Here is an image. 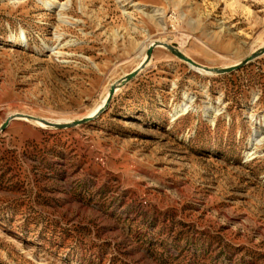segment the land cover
I'll list each match as a JSON object with an SVG mask.
<instances>
[{"label":"rangeland","instance_id":"obj_1","mask_svg":"<svg viewBox=\"0 0 264 264\" xmlns=\"http://www.w3.org/2000/svg\"><path fill=\"white\" fill-rule=\"evenodd\" d=\"M153 40L233 65L264 0H0V125L90 115ZM0 264H264V53L218 74L157 45L92 121L11 120Z\"/></svg>","mask_w":264,"mask_h":264},{"label":"water","instance_id":"obj_2","mask_svg":"<svg viewBox=\"0 0 264 264\" xmlns=\"http://www.w3.org/2000/svg\"><path fill=\"white\" fill-rule=\"evenodd\" d=\"M157 45H159V46L162 45V46L166 47L168 50H170L178 58L182 59L183 61L187 62L188 64H190L193 67L202 68L205 72H208V73H218V74L232 72L234 70H237V69L241 68L242 66H244L245 64H247L248 62H250L251 60H253L254 58H256V57H258L264 53V47H263V48H260L259 50L255 51L251 55L247 56L246 58L242 59L241 61H239L238 63H235L233 65L226 66V67H220V68H209V67H204V66L198 65L195 61H193L191 58L186 56L182 51H180L176 47L169 45L165 42L156 41L153 44L148 46V48L146 50L145 59L139 64L138 67H136L131 72L126 73L118 81L111 84V86L108 90V94H107L105 102L103 103L102 107H100L93 115H87V116H84L80 119L71 120V121L52 122V121L46 120L44 118L35 117V116L25 114V113H14V114L7 116L6 119L4 120V122L0 125V132L5 130V128L10 123V121L13 119L30 120V121H33L37 124H44V126H46V127L58 128V129L74 127V126L85 124L89 121H92L100 113L105 111V109L108 107L112 97L114 96L116 89L123 86L125 83L129 82L130 80H132L140 72V70L145 67L146 63L148 62V60L151 56L153 48Z\"/></svg>","mask_w":264,"mask_h":264},{"label":"bare ground","instance_id":"obj_3","mask_svg":"<svg viewBox=\"0 0 264 264\" xmlns=\"http://www.w3.org/2000/svg\"><path fill=\"white\" fill-rule=\"evenodd\" d=\"M46 4H50V2H46ZM157 40H153L151 43H149L148 44V46L149 45H151V44H153V42H156ZM147 46V47H148ZM162 46V45H161ZM143 59H145V55H144V58ZM195 69H200V70H202L203 72H205L202 68H196V67H194ZM106 94V96H105V99L102 101V104H100L99 106H97L91 113H90V115L92 114H94L100 107H102V105H103V103L105 102V100H106V97H107V94H108V91H107V93H105ZM99 107V108H98ZM71 121V120H70ZM56 122H61V121H56ZM39 126H41V127H44V124H38Z\"/></svg>","mask_w":264,"mask_h":264}]
</instances>
